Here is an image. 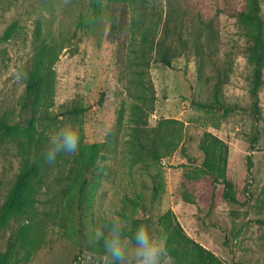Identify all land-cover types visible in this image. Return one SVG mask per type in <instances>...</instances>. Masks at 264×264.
I'll return each mask as SVG.
<instances>
[{
	"label": "rangeland",
	"instance_id": "obj_1",
	"mask_svg": "<svg viewBox=\"0 0 264 264\" xmlns=\"http://www.w3.org/2000/svg\"><path fill=\"white\" fill-rule=\"evenodd\" d=\"M92 1L0 0V37L16 23L10 37L0 39V114L22 126L30 115L37 117L33 140L19 133L0 143V205L23 160L35 149L43 159L56 128L75 127L79 148L106 144L98 168L84 174L91 178L85 210L76 204L70 213L66 201L70 185L83 175L78 166L72 168L78 151L58 154L53 165L45 162V183L28 214L44 238L28 264H110L94 230L113 220L125 224L121 212L134 210L128 198L140 202L135 215L152 217L157 236L164 235L158 217L171 209L185 233L222 264H264V73L256 119L249 42L237 16L245 0H96V15ZM260 7L264 20V0ZM36 27L40 40L62 47L52 66L54 92L45 118L28 111L21 100ZM145 27L152 42L141 46ZM164 49L170 65L159 60ZM215 99V108L201 106ZM218 104L235 110L225 113ZM136 105L143 107L145 129L160 120L177 121L169 123L178 128L179 143L158 162L132 135ZM204 133L227 143L226 177L243 204L222 200L221 185L212 203L211 184L184 179L202 162ZM25 219L13 218L0 227V249ZM164 264L174 262L170 258Z\"/></svg>",
	"mask_w": 264,
	"mask_h": 264
},
{
	"label": "trees",
	"instance_id": "obj_2",
	"mask_svg": "<svg viewBox=\"0 0 264 264\" xmlns=\"http://www.w3.org/2000/svg\"><path fill=\"white\" fill-rule=\"evenodd\" d=\"M91 7L95 15L100 12V3L98 1L93 0ZM260 10V0H245L243 9L237 13L239 21L246 29L249 42L246 49V59L251 67L250 97L252 111L256 119L260 117L258 92L263 83L264 73V20ZM77 24L83 25L82 17L77 21ZM15 27L16 23L9 24L0 39H8ZM111 28L112 30L115 29L113 25ZM35 35L37 42L34 46L31 65L27 70L21 100L22 106L28 111L32 113L40 111L38 116L45 118L48 114L45 111L47 109L46 103L51 99L54 92V71L52 66L62 47L58 46V43L54 40L52 42L40 40L39 27H36ZM150 42H152L150 29L145 27L141 33V46H145ZM159 60L165 65L171 64V57L167 49L162 51ZM215 102H217V99H215L214 103L202 104L201 106L213 109L217 106ZM218 107L225 113L235 110V107L229 108L222 104H218ZM143 112L141 105L134 107V116L138 123L133 127L132 135L136 138L138 145L149 152L151 161L158 162L162 157L169 155L175 150L179 143L178 128L174 124L169 123L177 121L174 119L160 120L148 130L144 127L146 120ZM36 118L30 115L26 125L22 126L18 122H11L7 117L0 114V143L7 138L17 136L19 133H24L28 140H33L36 132ZM258 139L256 138L255 142H258ZM199 148L203 152L202 162L194 166L190 172H187L184 175V179L187 182L203 181V184H211L210 200L212 203L216 198V186L221 185L222 200L243 204L244 201L237 198L233 184L226 177L227 143L210 133H204L199 142ZM104 151H106V144L102 141L81 146L77 154H75L72 168L78 166L83 175L79 174L70 185L71 191L66 200L71 205L70 213L76 204L79 210H85L89 207L90 198H88L89 188L87 187L91 178L84 174L91 173L95 168H98L99 159ZM34 154L23 160L19 172L0 205V227L6 225L13 218L26 217L10 233L5 248L0 249V264H28L32 254L44 238V234L38 232L28 219V214L32 212L37 202L39 189L44 185L46 179L45 161L37 153L36 149ZM251 166L252 161L250 155H248V169ZM184 198L189 199V193L184 195ZM128 203L133 205L134 210L130 214L125 211L121 212L125 219V224L132 230L137 225H146L152 231V217L145 213L135 215V204L140 205V202L128 198ZM158 224L163 234L167 237L169 255L174 264H222L212 251L185 233L171 209H167L160 214Z\"/></svg>",
	"mask_w": 264,
	"mask_h": 264
},
{
	"label": "clouds",
	"instance_id": "obj_3",
	"mask_svg": "<svg viewBox=\"0 0 264 264\" xmlns=\"http://www.w3.org/2000/svg\"><path fill=\"white\" fill-rule=\"evenodd\" d=\"M79 146V131L72 125L60 126L49 135L43 159L53 165L58 154L76 153ZM94 239L102 244L110 264H164L165 259H170L167 237L157 236L146 225L132 230L127 224L108 221L94 230Z\"/></svg>",
	"mask_w": 264,
	"mask_h": 264
}]
</instances>
